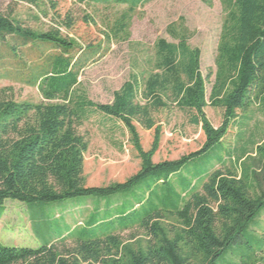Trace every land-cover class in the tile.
<instances>
[{
    "label": "trees",
    "instance_id": "1",
    "mask_svg": "<svg viewBox=\"0 0 264 264\" xmlns=\"http://www.w3.org/2000/svg\"><path fill=\"white\" fill-rule=\"evenodd\" d=\"M13 1L36 7L46 1L57 9L56 0ZM76 1L127 5L134 11L151 0ZM223 1L228 15L210 98V106L224 110L219 128L205 112L209 103L201 51L192 49L186 38L179 44L160 40L155 71L143 80L133 76L115 93L112 104L101 105L74 93L96 51L83 49L60 27L36 31L16 20L14 12L0 11V61L22 60L31 53L28 83L37 86L43 98L39 103L17 102L11 88L0 90V206L9 200L33 205L83 196L108 199L130 195L142 186L153 194V188L169 186L190 162L223 147L233 125L246 127L250 108L258 105L264 113V0ZM71 26L68 19L66 29ZM174 105L192 114V123L202 127L206 142L201 150L178 161L155 164L162 129L154 114ZM90 109L121 121L130 132L142 167L124 183L86 185L84 163L90 142L79 129ZM135 122L155 131L150 151L143 149ZM244 134H239V142ZM234 151H241L240 174L229 168L215 169L199 190L177 202L170 191L159 203L150 194L110 221L107 234L73 233L37 249L0 242V264H227L230 254L240 256L239 264H253L257 254L264 253V234L259 238L250 234L252 222L264 209V146L257 147L254 156L245 148ZM235 152L230 149L229 158ZM166 217L176 219L178 225L168 226ZM137 228L146 236L145 245L131 242L137 235L126 242L116 233ZM71 238L72 246L67 243Z\"/></svg>",
    "mask_w": 264,
    "mask_h": 264
},
{
    "label": "rangeland",
    "instance_id": "2",
    "mask_svg": "<svg viewBox=\"0 0 264 264\" xmlns=\"http://www.w3.org/2000/svg\"><path fill=\"white\" fill-rule=\"evenodd\" d=\"M54 10L46 1L39 6L16 4L13 0H0V11L14 12V18L26 27L40 32H50L60 27L62 33L76 41L80 47L96 51L92 62L81 72L74 93L95 104L108 105L122 87L138 76L141 80L155 71L157 44L167 40L179 44L183 37L192 49L201 51V72L207 79V117L215 128L224 120V110L210 106V98L216 75L219 44L228 7L223 0H151L130 11L127 5H105L90 1L56 0ZM68 19L72 26L66 29ZM42 50L51 51L47 47ZM30 54V55H29ZM24 59L0 61V90L11 88L17 102L39 103L43 100L37 86L28 82L31 77L33 55ZM240 116L244 114L239 111ZM247 126L233 125L224 140L209 153L190 162L169 186L153 188L151 194L146 186L135 189L130 195L119 194L108 199L76 197L56 203L26 204L6 201L0 206V242L7 247H42L47 241L70 234L80 235L109 233V223L151 194L152 201L159 203L167 192L173 193L177 202L199 190L207 177L215 170L229 168L241 173L238 162L245 148L255 155L259 146H264V113L258 105L247 112ZM162 129L160 149L153 161L155 164L178 161L195 153L204 146L206 136L201 126L192 123V114L171 106L154 114ZM143 149L150 151L155 131L145 130L135 122ZM80 132L90 146L85 154L84 177L89 187H107L124 183L136 175L142 167L132 137L127 127L119 120L106 117L94 109L88 110ZM244 132L243 141L239 134ZM235 152L229 158V151ZM230 160H229V159ZM168 226H177L176 219L166 217ZM250 234L258 238L264 234V209L251 224ZM124 241L137 235L134 244L145 245L142 230H117ZM71 238L68 245L74 244ZM130 243V242H128ZM241 262L238 254H230L227 264ZM253 264H264V253H258Z\"/></svg>",
    "mask_w": 264,
    "mask_h": 264
}]
</instances>
